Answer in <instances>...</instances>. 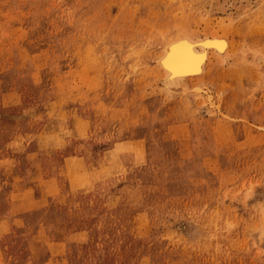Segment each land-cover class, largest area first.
<instances>
[{"label": "rangeland", "instance_id": "1", "mask_svg": "<svg viewBox=\"0 0 264 264\" xmlns=\"http://www.w3.org/2000/svg\"><path fill=\"white\" fill-rule=\"evenodd\" d=\"M221 1L0 0V264H264V0Z\"/></svg>", "mask_w": 264, "mask_h": 264}, {"label": "bare ground", "instance_id": "2", "mask_svg": "<svg viewBox=\"0 0 264 264\" xmlns=\"http://www.w3.org/2000/svg\"><path fill=\"white\" fill-rule=\"evenodd\" d=\"M230 1L218 2L212 10L226 14L229 10L239 13L241 8L243 9L242 4L247 6L248 11L252 8L260 10L262 7L259 0H233L235 3L232 6ZM229 51V41L225 36L218 34L197 38L181 35L171 40L157 58V67L162 72L161 86L165 96L175 99L184 96L186 92L189 93V81L206 76L212 59H219L222 63L229 62Z\"/></svg>", "mask_w": 264, "mask_h": 264}]
</instances>
